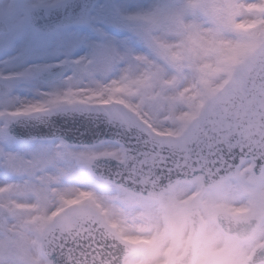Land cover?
I'll return each instance as SVG.
<instances>
[{"label":"snow or ice","instance_id":"obj_1","mask_svg":"<svg viewBox=\"0 0 264 264\" xmlns=\"http://www.w3.org/2000/svg\"><path fill=\"white\" fill-rule=\"evenodd\" d=\"M0 264H264V0H0Z\"/></svg>","mask_w":264,"mask_h":264}]
</instances>
